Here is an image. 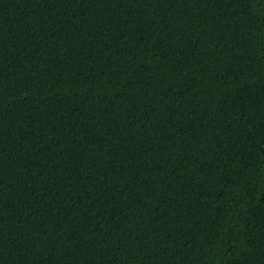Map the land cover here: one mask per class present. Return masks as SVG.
<instances>
[{
    "label": "trees",
    "instance_id": "1",
    "mask_svg": "<svg viewBox=\"0 0 264 264\" xmlns=\"http://www.w3.org/2000/svg\"><path fill=\"white\" fill-rule=\"evenodd\" d=\"M0 264H264V0H0Z\"/></svg>",
    "mask_w": 264,
    "mask_h": 264
}]
</instances>
